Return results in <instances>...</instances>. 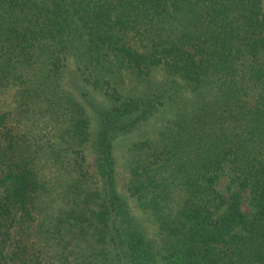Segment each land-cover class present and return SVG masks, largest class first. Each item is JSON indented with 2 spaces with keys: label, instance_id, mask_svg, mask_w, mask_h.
I'll return each mask as SVG.
<instances>
[{
  "label": "trees",
  "instance_id": "obj_1",
  "mask_svg": "<svg viewBox=\"0 0 264 264\" xmlns=\"http://www.w3.org/2000/svg\"><path fill=\"white\" fill-rule=\"evenodd\" d=\"M7 86L0 264H264V0H0Z\"/></svg>",
  "mask_w": 264,
  "mask_h": 264
},
{
  "label": "rangeland",
  "instance_id": "obj_2",
  "mask_svg": "<svg viewBox=\"0 0 264 264\" xmlns=\"http://www.w3.org/2000/svg\"><path fill=\"white\" fill-rule=\"evenodd\" d=\"M13 94H14V87L13 86H7V87L2 88L0 90V110L14 106L15 98H14ZM87 160L89 163L92 162L91 154L87 155ZM118 176H119V179H121V180L123 179L122 172L118 171ZM244 207L245 206H243V208Z\"/></svg>",
  "mask_w": 264,
  "mask_h": 264
}]
</instances>
